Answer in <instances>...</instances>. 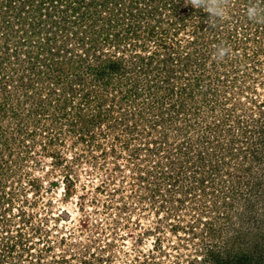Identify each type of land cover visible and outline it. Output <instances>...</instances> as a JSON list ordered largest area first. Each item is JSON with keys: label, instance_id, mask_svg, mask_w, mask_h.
Wrapping results in <instances>:
<instances>
[{"label": "rangeland", "instance_id": "374dc122", "mask_svg": "<svg viewBox=\"0 0 264 264\" xmlns=\"http://www.w3.org/2000/svg\"><path fill=\"white\" fill-rule=\"evenodd\" d=\"M54 1L0 0V264H264L256 0Z\"/></svg>", "mask_w": 264, "mask_h": 264}, {"label": "clouds", "instance_id": "9594fccd", "mask_svg": "<svg viewBox=\"0 0 264 264\" xmlns=\"http://www.w3.org/2000/svg\"><path fill=\"white\" fill-rule=\"evenodd\" d=\"M185 5H191L195 9H202L209 15L208 23L215 27L218 22L227 21L230 18L229 7L231 0H184ZM245 14L250 22L264 24V0H256L250 3ZM231 55V49L227 46L216 45L213 60L223 62Z\"/></svg>", "mask_w": 264, "mask_h": 264}, {"label": "trees", "instance_id": "16d2710c", "mask_svg": "<svg viewBox=\"0 0 264 264\" xmlns=\"http://www.w3.org/2000/svg\"><path fill=\"white\" fill-rule=\"evenodd\" d=\"M56 1V0H55ZM54 1V2H55ZM50 4H52L51 3V1H50ZM68 6H72V4H67L66 6H65V9L67 8V10H70V8L68 7ZM61 12V11H60ZM73 12H75V10L73 9ZM61 16H63L62 18L64 19V21H65V18H67V16L66 15H64V13H61ZM81 17V20L82 21H84L85 20V18H83V15H80ZM98 17V14L96 15V18ZM100 18H97V19H100L99 21L101 22V23H105V17H103V16H99ZM67 20V19H66ZM63 29H66L64 26L62 27V30ZM111 61V64H113L114 63V61H112V60H110ZM233 257H235V260H233L234 262H237L238 260V263L239 264H243L245 261H249L248 259H250V258H248V253L247 252H244V251H241V252H238V253H235V254H233ZM229 259H228V257H226L225 259H223V260H220V262H219V264H228L229 263Z\"/></svg>", "mask_w": 264, "mask_h": 264}]
</instances>
